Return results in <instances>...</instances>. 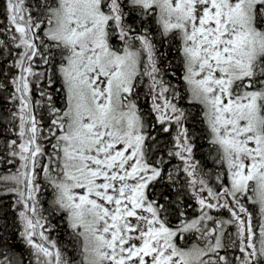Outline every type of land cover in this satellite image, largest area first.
<instances>
[{"label":"snow or ice","instance_id":"obj_1","mask_svg":"<svg viewBox=\"0 0 264 264\" xmlns=\"http://www.w3.org/2000/svg\"><path fill=\"white\" fill-rule=\"evenodd\" d=\"M0 264H264V0H0Z\"/></svg>","mask_w":264,"mask_h":264},{"label":"trees","instance_id":"obj_2","mask_svg":"<svg viewBox=\"0 0 264 264\" xmlns=\"http://www.w3.org/2000/svg\"><path fill=\"white\" fill-rule=\"evenodd\" d=\"M65 239H67V238H65Z\"/></svg>","mask_w":264,"mask_h":264}]
</instances>
